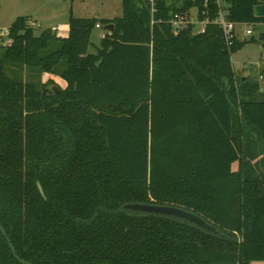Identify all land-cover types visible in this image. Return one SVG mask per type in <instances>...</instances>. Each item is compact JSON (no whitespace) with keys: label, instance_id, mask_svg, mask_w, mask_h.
<instances>
[{"label":"trees","instance_id":"16d2710c","mask_svg":"<svg viewBox=\"0 0 264 264\" xmlns=\"http://www.w3.org/2000/svg\"><path fill=\"white\" fill-rule=\"evenodd\" d=\"M182 1L158 0L152 29L144 0H121L120 17L70 16L63 38L28 17L0 38V264H20L6 238L30 264L264 262V92L237 89L230 60L254 40L173 35L170 14L205 0ZM223 2L228 20L264 23L258 0ZM96 24L113 30L89 53ZM129 203L182 208L218 234Z\"/></svg>","mask_w":264,"mask_h":264},{"label":"rangeland","instance_id":"374dc122","mask_svg":"<svg viewBox=\"0 0 264 264\" xmlns=\"http://www.w3.org/2000/svg\"><path fill=\"white\" fill-rule=\"evenodd\" d=\"M70 15L75 18H94L97 21L120 17L122 2L121 0H0V33L8 29L17 18L28 17V25L34 24L36 32L50 29L57 35H65L68 32ZM236 30L238 32L251 30L252 34L246 37V41L254 40L244 44L241 49L231 55V65L238 89V83L243 78H248L250 83H254L259 75L264 74V47L259 41L260 35L264 34V23L238 26ZM104 34L105 31L102 28L93 29L89 53L96 52ZM63 67L64 65H60L58 70ZM48 78L50 76L44 75L39 80L45 82ZM52 78L57 84H64L58 76L54 75ZM22 79L37 80L36 77H28L27 72L23 73ZM262 86L259 85L258 93L263 92ZM233 168L236 169V165ZM255 264H264V262Z\"/></svg>","mask_w":264,"mask_h":264},{"label":"built area","instance_id":"2783aa9c","mask_svg":"<svg viewBox=\"0 0 264 264\" xmlns=\"http://www.w3.org/2000/svg\"><path fill=\"white\" fill-rule=\"evenodd\" d=\"M149 8L150 13V28L160 22L159 18L156 16L160 13L158 6V0H144ZM212 1L216 6V12L213 18H211V13L209 10V2ZM166 23L170 26L171 32L173 35H179L180 33L188 30L190 27H193V34H203L208 25H215L219 29V33L222 39V42L225 48L229 51L235 41H239L238 31L236 30L239 24H236L227 18V13L225 10V4L223 0H205L203 3V8L199 11L195 8V14L192 16L190 12H172ZM35 27L34 24L30 25ZM96 28L100 29L101 26L96 24ZM111 32L105 31V34L102 38L110 36ZM252 34L251 30H246L243 32V37H247ZM8 36V30L2 31L0 33L1 38ZM243 42V41H239ZM256 82L259 85H263L262 91L264 92V74L259 75L256 79ZM237 84L235 83V87Z\"/></svg>","mask_w":264,"mask_h":264},{"label":"water","instance_id":"95a60500","mask_svg":"<svg viewBox=\"0 0 264 264\" xmlns=\"http://www.w3.org/2000/svg\"><path fill=\"white\" fill-rule=\"evenodd\" d=\"M259 4L255 6L254 8V15L256 17H264V0H258ZM104 31L112 32L113 25L108 24L103 27ZM245 81V78L242 79V82ZM48 89L53 94H59L60 89L56 85H51L48 87ZM40 192L42 193V189L40 186H38ZM123 210L132 211V212H139V213H145V214H154V215H160V216H167L172 217L175 219L182 220L184 222L193 224L197 227H199L202 230H205L207 232H210L212 234L217 235L218 232L216 228L203 220L201 217L186 211L182 208L175 207V206H168V205H151V204H140V203H129L122 207ZM84 223V222H83ZM0 233L5 237L6 233L4 229L0 226ZM9 250L11 254L13 255L14 259L20 263V264H30L26 261L20 260V258L16 255L15 249L11 242L6 238Z\"/></svg>","mask_w":264,"mask_h":264},{"label":"crops","instance_id":"0c3cea01","mask_svg":"<svg viewBox=\"0 0 264 264\" xmlns=\"http://www.w3.org/2000/svg\"><path fill=\"white\" fill-rule=\"evenodd\" d=\"M166 2L168 3V4H173L174 6H176V7H179V6H181L182 4H183V1L182 0H166ZM194 11V12H193ZM188 12H190V14L192 15V16H194V14H195V8H191ZM71 16V15H70ZM70 16H69V18H70ZM108 19H113V18H108ZM68 24H69V19H68ZM239 27H242L243 25H238ZM68 29H69V27H68ZM98 29V28H97ZM103 29V28H102ZM246 30H240L239 31V33H238V37H239V41H246L247 40V38L246 37H243V32H245ZM67 34H68V32L65 34V35H57V36H59V37H61V38H63V37H66L67 36Z\"/></svg>","mask_w":264,"mask_h":264}]
</instances>
